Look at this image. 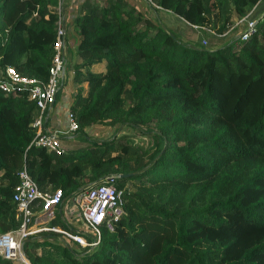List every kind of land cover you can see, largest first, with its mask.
Segmentation results:
<instances>
[{"label": "trees", "instance_id": "16d2710c", "mask_svg": "<svg viewBox=\"0 0 264 264\" xmlns=\"http://www.w3.org/2000/svg\"><path fill=\"white\" fill-rule=\"evenodd\" d=\"M152 1L78 4L69 110L83 144L61 154L27 147L37 107L25 87L0 91V233L19 224L11 195L23 164L38 189L62 192L48 227L70 230L64 203L104 178L122 189L124 214L101 229L97 246L69 247L59 233L39 231L22 243L31 264H264L262 0ZM56 2L0 0V75L12 67L47 80L56 22L48 7ZM160 10L213 31L218 43L182 40ZM249 12L223 37L232 18ZM94 124L113 133L92 138L85 129ZM122 128L151 143H135Z\"/></svg>", "mask_w": 264, "mask_h": 264}, {"label": "built area", "instance_id": "2783aa9c", "mask_svg": "<svg viewBox=\"0 0 264 264\" xmlns=\"http://www.w3.org/2000/svg\"><path fill=\"white\" fill-rule=\"evenodd\" d=\"M144 1L154 5L152 0ZM54 13L55 39L47 80L42 82L33 77H26L12 67H6L0 75V91L8 94L17 86L27 89L28 99L34 102L38 110L32 122L35 132L27 147L33 145L54 154H61L64 148L58 133L42 130L45 110L47 111L48 106L53 104L56 91L65 75V30L60 0H57ZM251 26L252 22H248V27ZM64 119L65 131L74 132L77 129V122L69 109L65 112ZM16 175L17 181L13 186L11 201L19 224L13 230L0 233V257L13 264H29L22 250V243L30 235L51 230L59 233L69 247L77 245L92 248L99 244L101 229L111 231L113 223L124 214L122 189L116 187L113 176H108L101 183L88 187L64 203L62 216L71 227L70 230L58 226L48 227L46 222L53 217L56 207L60 204L61 190L38 189L24 164L17 170Z\"/></svg>", "mask_w": 264, "mask_h": 264}, {"label": "rangeland", "instance_id": "374dc122", "mask_svg": "<svg viewBox=\"0 0 264 264\" xmlns=\"http://www.w3.org/2000/svg\"><path fill=\"white\" fill-rule=\"evenodd\" d=\"M136 5L139 6V8L144 7L143 5L146 4H150L145 2L144 0H142L143 2H141L140 0H134ZM153 3V1H152ZM145 4V5H146ZM152 5V4H150ZM145 8V7H144ZM264 9V0H262L261 2H259V4L257 5V10H261ZM256 9L253 10V12ZM253 13H247L242 19H236V18H232L231 22L228 26V30L225 32V34L223 35V37H226L227 35L231 34L233 31L235 32V27H238L239 25H242V23H247L248 20H250L251 18L254 17V15H252ZM162 23L168 28V30L174 32L178 37H180L182 40H188V41H192V42H196L201 44L202 46H208V45H213V44H217L218 40H216L215 38H219L220 35L218 34H214L213 31L209 30V29H201V28H188L187 25L179 18L177 17H173V15H171L169 12H164V10H160V12L158 13ZM152 16V15H151ZM245 25V24H244ZM231 32V33H230ZM207 42V43H206ZM66 54L68 56V61L67 63L65 62V75L69 72V63L70 62H74L76 57L70 55V50L69 48H67ZM96 67L92 66L91 70L95 71ZM64 75V76H65ZM65 78V77H64ZM63 78V80H64ZM67 83H65L63 85L64 91L67 90L68 86H66ZM70 86V84H67ZM75 87V84H74ZM61 90L60 89V94H61ZM74 91V89H73ZM59 95V94H58ZM46 113V110H45ZM45 116V114L43 115ZM85 132L87 133L88 136L92 137V138H108L112 133H113V128L109 127L108 125H102V124H94L88 128L85 129ZM128 134L130 136V138L138 144H143L146 145L150 144L151 141L150 139L145 135H138L137 132L130 130L129 128H122V130L120 131V134ZM72 135L73 138L70 140H74L75 142H77L78 145L83 144L81 141V138L76 136V134H74V132L70 133ZM74 147H71L70 149H72ZM69 150V149H67ZM66 150V151H67ZM114 180L116 182V177H114ZM127 184V183H126ZM36 252H38V249H36Z\"/></svg>", "mask_w": 264, "mask_h": 264}, {"label": "crops", "instance_id": "0c3cea01", "mask_svg": "<svg viewBox=\"0 0 264 264\" xmlns=\"http://www.w3.org/2000/svg\"><path fill=\"white\" fill-rule=\"evenodd\" d=\"M61 6H62V17L64 22V30L65 34L67 35V45H65V53L64 57L67 63L68 56L66 54L67 48L70 50V55L75 56L76 59L74 62H70L68 65L71 67L73 63L79 62V58L75 52V44H76V38L77 34L75 32L74 26H73V19L77 14L78 4L81 0H60ZM132 3H135L134 0H129ZM57 4V2H56ZM56 4L49 6L48 8L51 9L54 12V7ZM160 12V11H159ZM167 12V11H164ZM174 17V16H173ZM178 18V17H177ZM95 66V71H101L102 65L95 64L92 65ZM90 66V69L91 67ZM69 67V72L64 76V80H62L60 85L61 94L59 92V95L56 99V103L51 107H49L46 111L45 116L42 120V130L46 132H56L58 133V137L60 139V143L63 146L64 150L70 149L71 147H76L78 144L74 140H70L73 137L70 136L72 132H66V123L64 119L65 112L69 109V106L72 101V94L74 89V84L70 81L71 77L73 75L72 69ZM67 83L70 84L68 86L67 90L64 91L63 85Z\"/></svg>", "mask_w": 264, "mask_h": 264}, {"label": "water", "instance_id": "95a60500", "mask_svg": "<svg viewBox=\"0 0 264 264\" xmlns=\"http://www.w3.org/2000/svg\"><path fill=\"white\" fill-rule=\"evenodd\" d=\"M51 106H52V104H50V105L48 106V108L51 107ZM28 263L31 264L29 261H28Z\"/></svg>", "mask_w": 264, "mask_h": 264}]
</instances>
